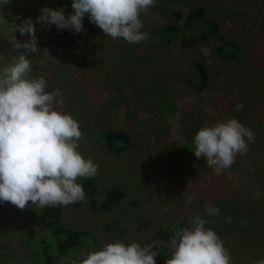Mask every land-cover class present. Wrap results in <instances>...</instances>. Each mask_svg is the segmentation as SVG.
I'll use <instances>...</instances> for the list:
<instances>
[{
  "label": "rangeland",
  "instance_id": "obj_1",
  "mask_svg": "<svg viewBox=\"0 0 264 264\" xmlns=\"http://www.w3.org/2000/svg\"><path fill=\"white\" fill-rule=\"evenodd\" d=\"M64 1L9 0L0 5V16L9 23L0 24V69L20 55L33 61L29 78L42 76L47 91L63 93L66 103L56 110L80 124L83 136L77 150L99 165L91 178L98 184L92 198L101 200L111 188L123 196L108 212L89 211L86 195L77 208L57 205L58 224L89 232L94 245L82 243L52 264L73 259L79 264L88 253L116 241L141 246L155 242L156 264H166L174 251L168 241L179 224L193 227L189 221L196 213L211 221L204 227L224 241L232 264L264 259V0H157L149 13L141 14V31L150 38L140 44L104 35L88 14L81 33L36 23L45 8H63L66 17L73 14ZM198 7L205 12V23L194 27L195 35L205 32V40L184 48L181 36L174 35L166 44L162 26L172 23L186 31L171 13L185 16ZM29 18L40 53L47 48L58 63L9 41L10 24ZM210 20L217 23L216 35L207 31ZM217 34L239 46L235 60L216 52ZM12 35L21 43L30 40L28 34ZM192 63L206 69L208 82L201 92H191L186 83L194 77ZM233 118L256 139L246 155H237L229 169L216 175L203 157L194 156L193 138L201 128ZM114 130L129 138L121 154L108 152L96 136ZM189 195L198 199L185 206ZM206 206L218 207L219 215L208 216ZM164 207L170 211L162 212ZM41 209L31 202L23 210L0 202V264L42 263L36 253L40 243L26 245L22 234ZM106 226H111L107 232Z\"/></svg>",
  "mask_w": 264,
  "mask_h": 264
},
{
  "label": "clouds",
  "instance_id": "obj_2",
  "mask_svg": "<svg viewBox=\"0 0 264 264\" xmlns=\"http://www.w3.org/2000/svg\"><path fill=\"white\" fill-rule=\"evenodd\" d=\"M8 2L0 0V5ZM156 4L157 0H72L73 14L66 17L63 8H45L36 23L81 33L86 31L83 19L88 14L89 22L98 26L104 35L140 44L150 38L149 33L141 31V14L149 13ZM0 24L9 23L0 16ZM10 25L8 39L13 47L43 54L58 63L47 48L40 53L30 18L20 25ZM14 32L21 36L28 34L30 40L21 43L12 35ZM14 59V64L0 69V202H9L21 210L29 202L41 208L84 202L85 191L76 182L77 178H95L99 165L84 159L77 150L83 136L80 124L71 115L56 110L66 103L59 89L47 91L48 84L42 76L29 78L31 59L26 55ZM255 139L253 131L234 118L228 119L198 130L193 138V154L197 159L203 157L207 167L221 175L235 163L237 155L248 153L249 144ZM196 199L197 196L189 195L185 206ZM169 211L168 207L162 208L164 213ZM205 212L216 216L220 209L206 206ZM189 222L193 227L178 229L168 241L174 251L166 264H232L224 241L204 227L211 221L196 213ZM154 246L155 242L141 246L116 241L88 253L79 264H156ZM70 264L77 261L73 259ZM255 264H264V259Z\"/></svg>",
  "mask_w": 264,
  "mask_h": 264
},
{
  "label": "trees",
  "instance_id": "obj_3",
  "mask_svg": "<svg viewBox=\"0 0 264 264\" xmlns=\"http://www.w3.org/2000/svg\"><path fill=\"white\" fill-rule=\"evenodd\" d=\"M64 4L71 5L72 0H65ZM171 15L174 20L182 21V27L186 31H181L179 25L172 23L162 26L161 32L165 37L164 42L166 44L171 41L174 35L181 36V45L184 48L192 46L197 41L203 42L205 40L207 34L200 31L198 35H195L194 28L200 22L205 23V12L202 8L198 7L185 16H181L178 12H172ZM206 28L210 35H216V21H208ZM217 41L218 46L215 49L216 52L223 59L229 61L235 60L239 53V46L232 41L225 40L219 34H217ZM190 67L194 72V77L193 80H187L188 89L191 92H201L205 89L208 82L206 69L199 63H192ZM96 136L100 139L105 149L112 154H121L129 147L130 142L128 136L120 130L97 133ZM77 183L83 185L85 195L88 199L87 208L89 211L108 212L116 206L123 196L120 190L111 188L104 193L101 200L96 201L92 198L98 189L96 182L91 178H82ZM81 205L82 202H77L67 206L77 208ZM60 214L61 208L59 206L44 207L34 216L32 225H26L22 228L23 240L26 241V245L31 242L35 243L36 241L40 243L36 253L41 254L40 257L43 259L41 264H52L55 258H63L68 251H72V249L80 246L82 243L89 242L91 246L94 245L92 235L89 232L81 229H69L58 224ZM178 227L181 229L182 225L179 224ZM110 229L111 226L104 227L106 232Z\"/></svg>",
  "mask_w": 264,
  "mask_h": 264
}]
</instances>
